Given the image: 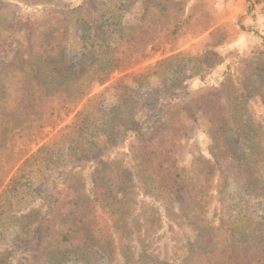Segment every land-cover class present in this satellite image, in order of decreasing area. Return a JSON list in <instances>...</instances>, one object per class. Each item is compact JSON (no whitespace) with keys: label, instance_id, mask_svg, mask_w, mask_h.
<instances>
[{"label":"rangeland","instance_id":"obj_1","mask_svg":"<svg viewBox=\"0 0 264 264\" xmlns=\"http://www.w3.org/2000/svg\"><path fill=\"white\" fill-rule=\"evenodd\" d=\"M2 1L21 18L16 36L0 35V64L15 55L5 72L22 65L29 45L33 53L60 57L57 65L64 77L61 92L53 98L58 116L53 125L14 144L12 157L21 160L0 190V207L7 204L0 211H13L1 215L2 231L11 232L8 222L15 211L32 221L45 214L44 208L31 206L43 198L45 187H61L62 168H55L56 163L64 166L73 159L78 171L67 179L68 194L51 214L54 229L68 231L71 241L56 249L48 236L32 264H51V255L70 264L85 245L94 250L82 220L88 215L82 185L92 174L93 160L100 167L109 166L103 159L108 153L113 154L111 164L118 165L114 173L131 153L141 156L163 185L172 187L178 207L175 212L159 211L160 220L149 225L145 236L139 231L141 221L157 209L148 202L131 208L124 230L134 244L144 239L162 257L149 255L135 264H264V182L244 173L223 146H213L232 97L264 125V0H127L122 11L119 0ZM105 14L116 16L111 27L102 24ZM84 24L92 26L95 46L82 39ZM66 88L87 93L71 113L65 110L73 101ZM156 115L163 124L140 137L144 123ZM129 116L130 130L124 127L107 138H90L97 128H106L103 121ZM75 146L80 151L72 156ZM34 154L39 155L24 165ZM193 167L223 174L228 181L225 190L210 195L204 206L179 190L173 175L175 168ZM12 177L21 187L15 194H4ZM117 180L122 183L125 177ZM182 214L188 222H208L193 249L189 243L197 234L191 233L188 222L178 221ZM121 235L115 236L114 262L97 253L83 264H123L119 251L124 246L117 243Z\"/></svg>","mask_w":264,"mask_h":264},{"label":"trees","instance_id":"obj_2","mask_svg":"<svg viewBox=\"0 0 264 264\" xmlns=\"http://www.w3.org/2000/svg\"><path fill=\"white\" fill-rule=\"evenodd\" d=\"M119 1L122 4L120 5L122 11L127 5V0ZM44 2L49 1L44 0ZM115 17V15L108 14L106 16L105 14L103 16L105 20L102 24L111 27L112 23L110 21ZM119 17L122 16L119 15ZM20 24L21 18L10 11L8 4L0 0V35L16 36ZM84 26L82 39L93 42L91 46H95L97 38H90L93 30L92 26L89 24H84ZM27 50L28 52L23 57L24 62L22 65L17 66L13 72H5L4 66L9 65L15 59V55L11 56V59L9 57L3 59V63L0 64V132L2 133L0 138V190L4 187L11 171L18 166L21 160L12 157L15 142L33 136L52 126L54 120L58 117L57 109L53 106V98L61 92L64 83L63 74L59 71L57 65L60 57L33 53V47H29V45ZM85 73L81 72V76ZM67 90L68 88L65 89V91ZM68 91H70L68 97L73 101H71L70 107L65 110L71 113L76 111L77 106L87 93L86 91H78V89ZM238 99V97H232L231 106L223 111L221 133L213 135V146H223L225 148L224 153L237 161L244 173L250 177L260 178L264 182V125L261 121L252 119L246 105ZM80 115L81 113H78L76 117ZM130 124V116L125 119L113 117L108 121H103L102 127L106 126V128L104 130L97 128L90 135V138L93 140L102 137L107 138L109 134L118 132L119 129H124V127L125 130H130ZM162 124L161 117L157 115L152 117L144 123L140 137L155 131ZM116 127H118L117 131ZM79 151L80 147L75 146L71 151V155L76 156ZM38 155H32L23 164L26 165L32 162ZM103 159L108 160L109 166L106 168L100 167L97 159L93 160L91 169H89L92 174L83 181L82 185L85 199L83 206L88 211V215L82 220H86L88 238L94 250L88 249V246L85 245L87 249H79L82 252L78 257L75 256L73 263L70 264L88 263V258L94 257L97 253H103L114 262L117 252V249L114 248V241L115 236L119 233H122V237L117 243L124 246V250L119 251L120 255L124 254V256L122 255L125 259L123 264H135L134 260H145V257L149 255L161 259V254H154L157 251L152 250L144 239H140L137 244L132 242V238L124 230V221L126 215L130 214L131 208L141 202H148L157 211L151 213L149 220L144 218L141 221L139 231L144 232L143 236L149 234V231H151L149 225L156 222L155 220H160L159 211L161 213L176 211L177 204L171 197L173 194L172 187L164 186L158 174L154 173L149 163L139 155L135 156L134 153H131L129 160H124V165L119 167L117 173H114V169L118 165L111 164L113 154L108 153ZM120 162L117 161L118 164ZM46 163L54 164L52 160H48ZM73 163V159H69L64 166L56 163L55 168H62L59 178H64V181L60 184L61 187L50 189L45 187L42 192L43 198H40L38 203H32V209L44 208V215L32 221L24 219V212L15 211L12 214L11 221L8 222L12 226L10 233L3 232L0 225V264H32L35 259L40 257L37 253L50 235L52 246L56 249L61 244L71 241L68 231L54 229L55 225L51 214L52 211H56L57 202L64 201L68 194L70 186L67 179L78 172ZM173 175L179 182V190L187 191L201 206L207 204L210 195L214 193L221 194L228 184L225 175L205 173L196 167L175 168ZM119 176L125 177V181L120 183L117 180ZM8 187L7 190H4V194L11 190L15 194L21 185L16 177H12ZM1 200L2 197L0 202ZM142 205L138 207L141 214L143 211ZM6 206L7 204L1 206L0 209ZM12 212V210L8 211V213ZM4 213L0 211V222L2 220L1 215ZM8 213H5V215ZM177 219L178 221L188 222L189 217L182 214ZM207 224L208 222L204 218L194 223L188 222L191 233L195 232L197 234L193 239L194 242L192 241L193 244L189 237V242H191L189 243V249L195 248L198 237L202 230L207 228ZM223 226L224 223L222 224L221 221L219 227L222 228ZM158 231L160 232L159 229H157ZM130 251L131 253H128ZM49 259L53 260L50 262L51 264H62L63 260L62 257L57 258L54 255H51Z\"/></svg>","mask_w":264,"mask_h":264}]
</instances>
